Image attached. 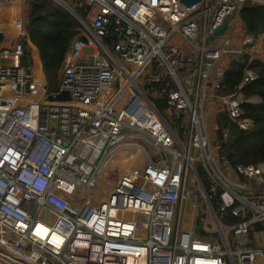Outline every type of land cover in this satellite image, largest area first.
Listing matches in <instances>:
<instances>
[{
    "label": "built area",
    "instance_id": "obj_1",
    "mask_svg": "<svg viewBox=\"0 0 264 264\" xmlns=\"http://www.w3.org/2000/svg\"><path fill=\"white\" fill-rule=\"evenodd\" d=\"M46 1L84 32L49 94L23 7L0 28V264H264V163L231 165L218 138L221 114L254 127L258 75L221 92L239 12L264 0Z\"/></svg>",
    "mask_w": 264,
    "mask_h": 264
},
{
    "label": "trees",
    "instance_id": "obj_2",
    "mask_svg": "<svg viewBox=\"0 0 264 264\" xmlns=\"http://www.w3.org/2000/svg\"><path fill=\"white\" fill-rule=\"evenodd\" d=\"M13 8L17 17L20 8ZM238 19L243 25L244 36L253 40V46L255 41L262 39L261 48L264 51V6L247 2L242 6ZM13 32L16 33L15 30ZM24 32L27 38L24 41V60L31 59V47L27 42L29 40L39 51L48 93H58L64 62L73 41L84 32L83 26L74 17L59 11L46 0H25ZM252 50L251 46H246L239 56H229L221 92H234L247 71L258 75V80L243 90L247 97L260 98L259 104L247 103L243 106L245 116L254 121V127L243 132L230 125L223 114L219 119L218 138L223 139L224 134L228 133L227 140L221 145L220 157L233 166L264 163V60L251 53ZM210 200L216 212L222 215L217 200L211 195Z\"/></svg>",
    "mask_w": 264,
    "mask_h": 264
},
{
    "label": "crops",
    "instance_id": "obj_3",
    "mask_svg": "<svg viewBox=\"0 0 264 264\" xmlns=\"http://www.w3.org/2000/svg\"><path fill=\"white\" fill-rule=\"evenodd\" d=\"M14 1H15V3H19L22 0H18V1L14 0ZM0 4L2 5V7H1L2 9L0 10V15L4 18V21L0 24V28L5 29L10 33L17 34L18 32L14 33L13 32L14 30L12 28H10V25L13 23L12 22L13 16H14L13 7H18V5L14 4V5H10L8 7H4V4H2V1H0ZM32 54H33V61H34L36 68L42 69L40 54L34 45H32Z\"/></svg>",
    "mask_w": 264,
    "mask_h": 264
},
{
    "label": "water",
    "instance_id": "obj_4",
    "mask_svg": "<svg viewBox=\"0 0 264 264\" xmlns=\"http://www.w3.org/2000/svg\"><path fill=\"white\" fill-rule=\"evenodd\" d=\"M181 3H183L186 7H192L193 5L197 4L200 2V0H180ZM227 26V21H225V23L223 24V26L221 28H219L216 31L217 35H221L224 30L226 29ZM4 39V35L3 33L0 32V43L3 41ZM81 41L86 42V38L85 37H81ZM253 45V40H247L246 41V46H252ZM71 99L70 95L68 92L64 91L61 92L60 94L56 95L55 97L50 96V100L51 101H69Z\"/></svg>",
    "mask_w": 264,
    "mask_h": 264
},
{
    "label": "rangeland",
    "instance_id": "obj_5",
    "mask_svg": "<svg viewBox=\"0 0 264 264\" xmlns=\"http://www.w3.org/2000/svg\"><path fill=\"white\" fill-rule=\"evenodd\" d=\"M24 1L25 0H22L19 3H15L14 0H9V1H2V4H4V7H8V6L14 5V4L15 5H18V7H20V9H21V7H23L22 10L24 12ZM1 7H2V5L0 4V8ZM18 14H20V10H18ZM12 22L13 23L10 25V28L14 29V27H15L14 26V21L12 20ZM239 25H242V24L239 22ZM235 31L237 33L239 31V27L236 28ZM241 33H243V32L241 31ZM236 37L239 38V33L237 34ZM261 44H262V39L255 41L254 47H253L254 50H252L250 52L253 53L254 55L256 54L257 57H259V58H261V59L264 60V51L261 48ZM117 165H118V167L123 168L124 166H126V163L124 162L123 159H121V160L118 161V164Z\"/></svg>",
    "mask_w": 264,
    "mask_h": 264
},
{
    "label": "bare ground",
    "instance_id": "obj_6",
    "mask_svg": "<svg viewBox=\"0 0 264 264\" xmlns=\"http://www.w3.org/2000/svg\"><path fill=\"white\" fill-rule=\"evenodd\" d=\"M16 1H18V0H16ZM13 11H14V8H13ZM15 18H16V15H15V13H14V16H13V21H15ZM13 30H15L16 31V33H17V31H18V29L17 28H15L14 27V29Z\"/></svg>",
    "mask_w": 264,
    "mask_h": 264
}]
</instances>
